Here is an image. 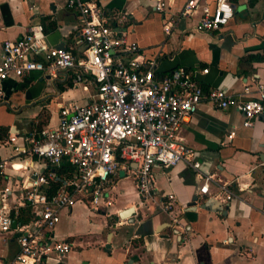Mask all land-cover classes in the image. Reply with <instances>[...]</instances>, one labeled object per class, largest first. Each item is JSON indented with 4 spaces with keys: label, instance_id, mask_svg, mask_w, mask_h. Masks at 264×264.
<instances>
[{
    "label": "crops",
    "instance_id": "obj_1",
    "mask_svg": "<svg viewBox=\"0 0 264 264\" xmlns=\"http://www.w3.org/2000/svg\"><path fill=\"white\" fill-rule=\"evenodd\" d=\"M82 1H96L109 25L126 14L128 40L146 60H155L158 77L181 67L193 72L204 90L221 89L235 96L245 84L264 85V0H227L232 18L212 33L194 30L198 14L178 17L186 0H164L169 6L163 14L153 11V0ZM203 3L213 6V0ZM165 22L170 23L168 34L162 31ZM34 24L42 26L49 47L79 52L77 12L66 7V0H0V55L3 42L16 41ZM204 69L207 72L201 73ZM64 74L49 78L31 72L3 83L0 128L7 130V137L0 141V159L25 166L28 156L15 155L6 144L10 135L20 144L38 125L40 130L56 126L58 106L91 101L94 85L89 81H74L59 92ZM241 124L234 108L218 110L201 102L179 133L195 154L200 176L182 162L168 169L155 164V191L144 201L132 172L120 169L123 177H111L95 210L76 203L61 211L52 236L71 244V250L48 257L44 264H264V112L250 128ZM206 175L214 181L201 194V176ZM13 181L6 168L0 189L12 188L9 205L18 197ZM221 184L231 200H221ZM169 194L170 215L161 210ZM126 210L129 215L121 218ZM17 253L15 236L0 235V260L9 261Z\"/></svg>",
    "mask_w": 264,
    "mask_h": 264
},
{
    "label": "built area",
    "instance_id": "obj_2",
    "mask_svg": "<svg viewBox=\"0 0 264 264\" xmlns=\"http://www.w3.org/2000/svg\"><path fill=\"white\" fill-rule=\"evenodd\" d=\"M168 6L164 0L152 3L153 11L159 14ZM66 7L77 12L76 43L80 49L76 55L68 49L49 47L40 24L29 26L16 41L2 43L0 102L7 79H19L31 72L54 78L73 70L90 79L94 93L87 104L58 106L56 126L40 130L20 144H16L15 136L8 138L11 151L28 156L29 163L22 166L0 159V176L8 168L18 194L16 203L9 205L12 188L0 189V235L13 234L18 246L15 257L0 260V264H44L50 256L69 253L71 244L52 236L61 211L70 210L76 203L95 210L103 202L111 177H117L120 169L132 172L136 192L144 201L151 200L155 191L151 174L155 164L168 169L182 162L200 176L195 154L179 133L201 102L218 110L234 108L245 128L264 112L263 84H245L242 94L235 96L221 89L204 90L195 74L181 67L158 77L155 60H146L138 46L128 40L126 14L118 15L109 25L96 1L66 0ZM195 14L196 32H217L232 18V6L227 0H213L212 8L203 0H186L178 17L188 19ZM169 29L170 23L165 22L162 31L168 34ZM251 87L254 96H250ZM63 162L68 164L70 175L59 180L60 185L48 194L49 182L57 179L51 168ZM201 179L199 193L205 194L214 178L206 175ZM219 190L224 195L222 201L231 200L224 184ZM166 198L161 210L170 215L173 196ZM19 208H27L31 218L20 225L15 223L13 229L10 214ZM171 221L175 222L174 217Z\"/></svg>",
    "mask_w": 264,
    "mask_h": 264
},
{
    "label": "trees",
    "instance_id": "obj_3",
    "mask_svg": "<svg viewBox=\"0 0 264 264\" xmlns=\"http://www.w3.org/2000/svg\"><path fill=\"white\" fill-rule=\"evenodd\" d=\"M74 81L75 82H77V81H89V82H91L90 79H88V78L85 79L84 77L79 75L77 72L72 70V71H68L64 74L63 85L58 84L57 90L59 92H63L65 89L71 88L73 86ZM91 84L93 85L92 82H91ZM41 125H38L36 127V133L39 132V130L41 129L40 128ZM6 137H7V130L4 128H0V141L5 139ZM51 171L54 173V175L57 179L51 180L49 182L48 185H49L50 189L48 191V194H51L60 185L59 180H63L70 175V168L66 162H63L60 165V167H58V168H54V169L51 168ZM10 216H11L12 221H14L17 225L26 223L31 218V214L27 208H19L15 213L11 212Z\"/></svg>",
    "mask_w": 264,
    "mask_h": 264
},
{
    "label": "water",
    "instance_id": "obj_4",
    "mask_svg": "<svg viewBox=\"0 0 264 264\" xmlns=\"http://www.w3.org/2000/svg\"><path fill=\"white\" fill-rule=\"evenodd\" d=\"M58 48H61V49H63L61 46L60 47H58ZM123 172H119V176L120 177H123ZM129 211L130 210H126V211H124V212H122L121 214H120V217L121 218H125V217H127L128 215H129ZM11 227L14 229L15 228V222H12V224H11Z\"/></svg>",
    "mask_w": 264,
    "mask_h": 264
},
{
    "label": "rangeland",
    "instance_id": "obj_5",
    "mask_svg": "<svg viewBox=\"0 0 264 264\" xmlns=\"http://www.w3.org/2000/svg\"><path fill=\"white\" fill-rule=\"evenodd\" d=\"M41 117H44V113L41 114ZM60 221V220H59Z\"/></svg>",
    "mask_w": 264,
    "mask_h": 264
},
{
    "label": "bare ground",
    "instance_id": "obj_6",
    "mask_svg": "<svg viewBox=\"0 0 264 264\" xmlns=\"http://www.w3.org/2000/svg\"><path fill=\"white\" fill-rule=\"evenodd\" d=\"M130 212V211H129Z\"/></svg>",
    "mask_w": 264,
    "mask_h": 264
}]
</instances>
